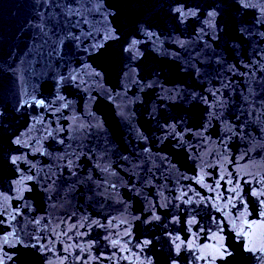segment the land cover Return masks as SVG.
Here are the masks:
<instances>
[{
    "label": "water",
    "instance_id": "1",
    "mask_svg": "<svg viewBox=\"0 0 264 264\" xmlns=\"http://www.w3.org/2000/svg\"><path fill=\"white\" fill-rule=\"evenodd\" d=\"M0 264H264V0H0Z\"/></svg>",
    "mask_w": 264,
    "mask_h": 264
}]
</instances>
